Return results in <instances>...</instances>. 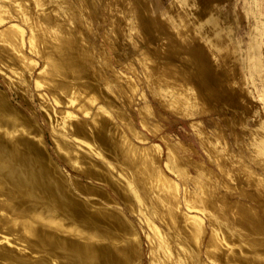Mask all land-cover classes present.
<instances>
[{
	"label": "bare ground",
	"instance_id": "obj_1",
	"mask_svg": "<svg viewBox=\"0 0 264 264\" xmlns=\"http://www.w3.org/2000/svg\"><path fill=\"white\" fill-rule=\"evenodd\" d=\"M57 1L58 0H55L53 5H51V3L48 5H51V8H56L54 10H57ZM179 1L182 2V4L187 3L188 5L187 7L183 8L182 11L176 13V15L171 12L173 14L171 18L172 24L174 23L173 26L176 27L179 32L186 35L185 37L193 38L194 36H196V38H199V40H202L206 44L212 55L215 57L216 65L220 68L218 72H220L223 78V83H219V85L227 83L230 75H233V79H235V77H238L239 81V76H243L246 80L247 78L248 80L250 79V82L254 84V89H256L257 83H255V76L260 75L262 87L261 91H264V74H262V72H264V62H262L260 58L261 50H259L260 42L257 40L258 38L254 36L248 39L249 41L246 40L247 45L244 49V54L242 55V57H239V54L236 51V47L233 45V42L229 37L230 35L228 36L229 32L227 30H229V27L228 29H226L227 24L225 25V23L228 22L224 21V23L221 18L218 17L215 9L213 8V5L210 3L212 1ZM36 4L44 5L43 3H40L39 0H37ZM63 4H65V2ZM69 7L71 8V6ZM140 7L141 6L139 5L138 8ZM58 8L60 9V7ZM73 9H70L68 11L64 9L66 12H62L65 13L63 17L66 15L65 18H63L65 22L61 21L62 23L64 22L65 26H69V24L72 25L75 20L74 16L78 15L77 12H75ZM2 10H5L4 7L2 8ZM17 10L21 19H24L25 22H27L26 20H28L29 32L26 36L27 38H25V30H23V27L18 23L11 22L3 26L2 28H0V53L14 59L16 63L19 62V64L21 63L25 66L27 63L31 62L29 57H27L26 53H23L22 50V47H24L25 43H27L28 48L31 51L39 54L40 57L43 58V65L38 69V72L34 77L35 86L39 84H46L53 98L57 102L56 104H59V106H68L67 104H69V102L76 103L78 102L77 100L79 98L87 100L84 97L89 93L90 95L93 93L98 98H100L101 104L97 105L94 112H90V108L87 107L89 104H78L77 109H80L79 111H82V113H86L85 115H89L90 117L89 119H80V117H78V115L72 110L61 108L54 110L48 104L49 101L46 102L48 99L46 101L43 100L42 103V107H44L43 110H45L44 113L48 118V126L51 128L49 133L51 132L50 136L53 141L52 151L68 167L89 177L90 182L86 183L76 177L68 175V173L64 171L62 166H60L52 158L51 152L49 151L44 138L42 126L39 123L33 121L30 116H28L22 109L18 107V105H13L7 94L5 93V89L0 87V264H141L139 234L134 227L135 225H133L132 221L122 211L123 206L121 204L124 203L126 208L130 212H134V214L140 213L141 207H138L136 202L134 201L135 196L138 199L142 200L141 204H145V207L148 210V214H152L149 212L154 211L155 213H153L156 215L160 213H162L163 215L166 214V216H168L167 218H170L175 222L178 221V223H180L181 225L180 228H182L187 234L186 236H188L191 241L194 240V243H196L197 247H199L201 239L203 237H201V235L206 229L202 221L203 216L201 217L199 215V212L202 211V209H206L205 206H202L203 208L200 207L202 202L205 201V198L202 195L199 196L197 193H191L186 188L187 186H183L185 187L183 198L186 204L185 206L188 208V210L184 211L182 210L184 207H179L180 204L178 200V188L180 186L178 187V183L174 178L169 177V175L165 173L163 166H161L159 163V158L162 153L161 145L158 142H148V144H143L147 140L144 133L134 127L133 123L131 122V118L129 119L127 115L128 113L126 114L121 104L117 102L112 95H110L109 93L107 94L106 91H104L103 86L109 85V81L108 79H106L107 77H104L106 70L103 68L104 66L100 67L94 65V57L91 58L92 55L90 57L89 47L84 46L86 40H83V45H73L72 42L74 26L72 28H69L70 31H63L62 33L58 32L57 17L52 16L49 11L41 10L42 13H39L40 15L36 14L37 16L35 15L36 17H33L29 15L30 13L28 14V11L24 9V6H20ZM118 10L120 9L118 8ZM53 12L55 13L56 11ZM133 12L134 11H132V13ZM138 12L140 11L138 10ZM142 12L144 11L142 10ZM60 13L61 12L59 11V14ZM120 13H122V11ZM13 15L15 14L11 13V15H9V18H11L10 16ZM122 16L123 17H121V15L119 14L117 17H115L116 22L119 26H121V24H124L125 18H128L127 13L126 16H124L122 13ZM138 17L140 18V21L143 20L144 24L146 22V25L143 26L145 32L152 30V26H150L149 24V22L151 21L147 23V18H145L143 14H140ZM224 18L225 17H222V19ZM227 18L229 19V17ZM4 19L5 18L0 17V22H4ZM114 25L116 26V23ZM118 25L114 28V30L115 32L118 31L116 34L117 37H120ZM58 26L61 27V25ZM76 26L77 25L75 23V27ZM123 26H125V24ZM78 30L79 29L77 28V31ZM251 30H253L252 27ZM260 32L262 38H264V28H261ZM77 37H79V34ZM82 39L83 38H81L80 40ZM118 41L119 40H117V43ZM3 44L11 45L16 50L17 54L10 55L6 48H4ZM111 45L113 47L114 44ZM196 46H198V44ZM199 47L201 46L199 45ZM190 48H192V46ZM197 49L200 50V48ZM199 50H195V56H193L196 63L202 58L203 55L202 52V55L199 54ZM145 52L149 53V51H144V53ZM106 54L103 53L102 55L105 60L107 58ZM118 56L119 54H116L115 56L117 61H119ZM204 56L205 54L203 55V57ZM32 60L35 59L32 58ZM203 60L205 59L203 58ZM33 62L36 64L35 61ZM132 62L133 61L131 59L130 62L121 63V66L128 67L131 70L133 66ZM195 62L193 64V67H195V77H185L184 79L187 81L188 79H190L195 83L194 89L196 92L193 90L194 93H190L189 91L185 90L186 87H184V89H180L181 87H178L179 89L176 90V94L178 95V98L180 97V101L189 102L192 98L196 99L194 97H197L198 101L199 99L205 100L202 97H205L203 96L204 93L206 95L208 93L204 91L209 89V93L210 91L213 93V95L211 96H214V99L220 98L221 100H223L224 104L228 106L230 105L232 106V108L233 106H238V104L240 103L238 102L240 100L238 98L239 96H237L238 94L236 92H233L234 90L228 91L227 88L224 87H222V89H225L223 92H221L222 90L215 87V92L214 89H212L213 81L211 80V78L208 79L207 77H202V73L198 71V68L201 67H198L197 65L204 64V61H202L201 59L202 64L197 65H195ZM33 64L32 66L34 67ZM107 64L108 62L106 63V65ZM204 65L202 67H204L205 69ZM11 66L13 70L17 71L18 73L20 67L17 65ZM32 66L30 68H27L31 69L32 71ZM109 66L105 68L108 69ZM148 66L150 67V65ZM163 66L167 65L164 64ZM207 66L209 68L208 62ZM177 67L181 74L185 72L184 68H180L179 65ZM134 69L135 67L132 69L134 71V74L138 76V73ZM109 70L113 76V79L116 80L118 84H120L122 90H136L137 86L132 76L126 73H122L119 70L114 69L113 67H109ZM168 72L169 71H167V73ZM98 74H101L104 78V83L101 82V85L96 83L95 81V78L96 76H98ZM162 74L161 76L159 74L158 75L163 78L164 76H162ZM149 75H151V73H149ZM164 80L162 81L164 82ZM184 85H186V83ZM191 88H193L192 85ZM60 93H65L66 96L63 97H68V99L65 98L67 102H65V100H63L64 102L61 100ZM80 93H85V96L81 95L84 97H79L78 94L80 95ZM95 95L93 97H95ZM192 95H194V97H192ZM91 98L92 97H90V100L92 101ZM262 99H264V95H262ZM90 100H87V102H89ZM178 100L179 99H177V101ZM172 101H174V99ZM170 105H172V103ZM243 105L244 104L242 103V106ZM174 107L178 108L181 106L179 104L178 106ZM148 108V106L144 107L145 110ZM179 110L176 111H178L182 116L195 113L191 110H183V108L181 109V111ZM145 112L146 111H144V113ZM260 114L261 116L264 115L262 113ZM115 116L119 118L121 122H123L126 129L122 128L114 120ZM257 119L256 121L258 122ZM258 123L259 125L257 127L255 126L256 128L251 129L250 131L251 142L253 141V145L257 147L258 150L264 152V117H262ZM141 124L144 127L147 126V123H145L144 119L141 120ZM152 126L154 127V125ZM126 130H128V132L141 144H137L136 142H134V140ZM199 130L200 129H198V132L203 131ZM160 137L162 138L161 140H163L162 142H164L165 144V160L163 161V165L177 175L181 174V176H183V173L186 170H184L185 164L180 161V159L182 158L176 156V150L174 151L175 148L173 149L171 143H169L164 137ZM189 143L191 142L189 141ZM205 145L207 146V143H205ZM187 147L188 146H186L185 148ZM192 149L194 150L193 146ZM91 152L99 156L101 159H95ZM257 153L259 157L262 155H260L259 152ZM259 157L257 158V160L259 159ZM261 157H264V155H262ZM261 159L262 158H260L259 160ZM220 162L222 161L220 160ZM196 163L198 164L197 161ZM261 163L264 162L261 161ZM114 165H116L120 169V176L116 173V171L113 172ZM200 165H198V169ZM242 165L243 164H241V166ZM260 166H264V164H260ZM109 167H112V170ZM124 170H126V174H124L125 172H121ZM254 175L256 176V179H262L261 177H258L259 175ZM95 182L99 184H95ZM222 184L224 185V183ZM153 185H156L157 190L160 191V193L157 194L156 198L158 199V201L162 202L165 207H167V210L164 213V210H161L158 207H153L152 203L154 204V202H150V195L149 198L147 194L145 195L147 190H151ZM141 188L144 189V194L139 192ZM156 192L154 193L156 194ZM117 197L121 202L117 199ZM154 197L155 196L153 194L152 199H154ZM193 201L196 203H194ZM222 205V208H228L230 204L226 201H222ZM155 208H157V210H155ZM227 208L225 209L227 210ZM205 212L206 211H204V213ZM141 213L143 212L141 211ZM211 215L213 216V214ZM236 215L234 216L235 218ZM240 215V218H237L239 220L238 224L236 225L238 229H236L235 226L231 225L232 223L230 224L228 221H226L225 218H227V216L221 215L223 221L222 225H219V227L222 226L224 230L219 229L220 231L216 230L218 227H216L214 224V218H216L217 220L219 217L217 218L214 215V218L211 217L208 219V221H210L213 226L210 223V225L212 226V230H210L209 237L205 242L204 252L211 254L210 249H218V246L215 245V242L220 241V244L222 242L225 246V251L220 255H213L214 253H212L213 258L217 260L216 262H221L222 264H264V238H259V235L261 233L258 235V237H256L253 233L256 231L264 233V226H262L264 224H261V222L259 221L260 219L257 217L256 211L250 209V207L248 206H241ZM218 216H220V214ZM144 219L146 220V224H148L149 218L145 215ZM151 222L149 224L151 227L150 229L157 234H160L161 232L159 230V227L157 228L158 225L155 226V222H152V224ZM175 222H173L172 224L175 225ZM176 229L178 230V228ZM165 234L166 233L164 232V235ZM174 235L172 234V236ZM177 237H179L178 234ZM158 238L160 239L159 242H161L159 243V246H161L160 251H169L170 246L167 241L170 240H166L162 236V233L160 236L158 235ZM170 242L172 243V241ZM173 246L172 249L174 248ZM184 247L186 248V245ZM237 247H239L238 250L235 249ZM175 251H177V249H175ZM182 251L183 249L181 250V252ZM211 251L214 252V250ZM188 252L189 256L191 257L190 259L195 257L194 253L191 252V249H189ZM156 253L153 255H156ZM177 253L179 252L177 251ZM182 253L185 254L184 251ZM209 254L206 255L210 256ZM181 256L179 257H184ZM189 256L185 255V258H189ZM162 259L163 257L160 258V260ZM210 260H212V257ZM171 263H173V261ZM173 264H182V262L176 260ZM194 264H199L198 260H196V263Z\"/></svg>",
	"mask_w": 264,
	"mask_h": 264
},
{
	"label": "rangeland",
	"instance_id": "obj_2",
	"mask_svg": "<svg viewBox=\"0 0 264 264\" xmlns=\"http://www.w3.org/2000/svg\"><path fill=\"white\" fill-rule=\"evenodd\" d=\"M39 1H40V3H43L45 5V7L42 4L37 5L36 4L37 0H19V1L18 0L17 1L16 0H0V7H2V8L4 7V9H5V10H2V8H0V10H1L0 11V14H1L0 17H3L6 19V20L4 19V22L3 21L0 22V28H2L3 26H5L11 22H16L20 26L23 27V30H25L24 31L25 38H27L26 36L28 35V32H29L28 20H26L27 22H25V20L21 19L20 15L18 14L17 9H19L20 6L21 7L24 6V9H26V11H28V14L30 13L29 15H31L33 17L40 15L43 10L49 11L52 16L57 17V31L60 33H62L63 31H70L69 28H72L74 26L73 27L74 33H73L72 44L75 46L83 45V40H86L84 46L89 47L90 57H91V55H92L91 58L94 57V61H93L94 65L100 66V67L104 66L103 68L106 70L104 77L105 78L107 77L106 79H108L109 85L103 86L104 91H106L107 94L109 93L110 95H112L114 97V99L121 104V106L123 107L126 114L128 113L127 115L129 117V119L131 118L132 121L131 120L130 121L133 123L134 127L136 129H139V131L141 130V132L144 133L147 140L143 144H148V142L149 143L150 142H158L161 145V152L162 153H161V156L159 158L160 159L159 163L161 166H163L165 173L167 175H169V177L174 178L178 183V187L180 186L178 188L179 189L178 192L180 193V195L178 193V200H179V204H180L179 207L180 208H181V206H182V208L184 207L182 209L184 211L188 210V208L185 206L186 204H185L184 198H183L184 188L186 186H187L186 188L191 193H193V192L197 193L199 196L202 195L205 198V201L202 202L200 207L205 206V208L207 210L202 209V211L199 212V215L201 217L203 216L202 221H203V224H204L206 229L203 231V233L201 235V237L202 236L203 237L201 239L199 247H197L196 243H194V240L191 241V239L188 236H186L187 234L185 233V231L182 228H180L181 225H180V223H178V221L175 222L174 220L167 218L168 216H166V214L163 215L162 213L157 214L158 215L157 216L156 214H154L155 213L154 211H153L154 213L149 212L152 214H148V210L146 209L145 204H141L142 200L138 199L136 196L134 197V201L136 202L138 207H141V211L143 212V213H141V211H140L141 214L140 213L134 214V212H130L126 208L124 203H121L123 206L122 211L132 221L133 225H135L134 227L136 228V230L139 234L140 249H141V264H152V263L153 264H157V263L158 264H164V263L173 264L176 260L181 261L182 264H187L188 261L190 264H192V263L194 264V263H196V260H198L199 264H203V263L204 264H222L221 262H216L217 260H215V258H213V256H212V253H214L213 255H220L221 253H224L225 246L223 245L222 242H221V244H220V241L215 242V245L218 246V247L216 246L218 249L211 248L210 249L211 254L204 252L205 242L208 239L210 230H212L211 227L213 226L212 223L210 221H208L209 218H211V217L214 218L215 216L217 218L219 217L217 220H216V218H214L215 219L214 224L216 227H218L216 230H219V229L224 230V228L222 226L219 227V225H222V221H223L221 215L227 216V218H225L226 221H228L230 224L232 223L231 225L236 227V225L239 222V220H238L240 218L239 216H241L240 215L241 214V206H248V207H250V209L256 211L257 217L260 219L259 221L261 222V224H264V194H262L264 192H261V191H264V166H260V164H264V163H261V161L264 162V160H262V159H264V157H261L262 155H264V152H262L261 150H258V148L253 145V141L251 142V134H250L251 129L256 128L259 125V123H258L259 120L262 117H264V115L261 116V114H260V113L264 114V99H262V95H264V91H261L262 87H261L260 75L255 76V83H257L256 89H254V86H253L254 84L250 82V79L248 80V78H247V80H246L245 77H243V76H239L240 77V81H239L238 77H235V79H233V75H230V76L228 75L229 78H228L227 83L219 85V83H223L222 82L223 78H222L220 72H218V70H220V68L216 65L215 57L212 55V53L210 52V50L208 49L206 44L202 40H199V38H196V36H194L193 38L185 37L186 35L179 32L177 30V28L173 26L174 23L172 24L171 18L173 16V14L176 15V13L182 11L183 8L187 7V5H188L187 3L182 4V2H180L179 0H114V1L109 0V2H108V0H64V1L58 0L57 1V4H58L57 10L59 9L58 7H60L58 12H57V10H54L56 8H54V7L51 8L52 7L51 5H53L55 0H52V1L51 0H43V1L39 0ZM84 1H86V2H84ZM116 1H117V3H116ZM209 1H212L210 3L213 5V8L215 9L218 17L221 18V20L223 22L224 21L228 22V23L224 22L225 25L227 24L226 29H228V27H229V30H227L229 32L228 36L230 35L229 37H230L231 41L233 42V45L236 47V51L239 54V57H242V55L244 54V49L246 48L247 41H249L248 39L256 36L258 38L257 40L260 42V46H259V50H261L260 58H261L262 62H264V38H262V36L260 34L261 33L260 29L264 28V0H209ZM64 2H65V4H63ZM50 3H51V5H48ZM60 3L62 6L60 5ZM22 4H23V6H22ZM114 4H115V6H114ZM117 5L118 6L120 5V6L118 7ZM139 5L141 6L140 7L141 9L138 8ZM69 6H71V8ZM113 7L114 8L116 7V8L114 9ZM48 8L49 9L51 8V9L49 10ZM69 8L71 10L74 8L73 10L75 12H77V14L79 16L78 15L74 16L75 17L74 19L76 21L74 20L72 25L69 24V26L68 25L65 26L64 25L65 21L63 18H65L66 15L63 17V15L65 13H62V12H66V11L70 10ZM118 8L120 10H118ZM82 9H83V11H82ZM137 9L140 12H138ZM174 9H175V11H174ZM142 10L144 12H142ZM53 11H56V12L54 13ZM59 11L61 12L60 14H59ZM121 11H122L124 16H126V13L128 16V18L127 19L125 18V21H124L125 26H123L124 24H121V26H119L116 22V19H115V17H117L119 14L121 15V17H123L122 13H120ZM132 11H134V12L132 13ZM114 12H115V14H114ZM11 13L15 14V15L10 16L11 18H9V15H11ZM137 14H138V16L140 14H143L145 16V18H147L146 19L147 23L149 21H151V22H149V24H150V26H152L151 27L152 30L145 32L143 26L146 25V22L144 21L145 24L143 23V20H141L142 21L141 22L140 18L137 16ZM222 17H225V18L222 19ZM227 17H229V19ZM225 19H227V20H225ZM247 19H248V21H247ZM61 21H64V22L62 23ZM75 23L77 25L76 27H75ZM115 23H116V26L117 25L119 26L118 30H119V36L120 37H117L116 33L118 31L115 32V30H114V28L116 27L114 25ZM112 24H113V26H112ZM257 24H259V25H257ZM58 25H61V27ZM86 25H89V26H86ZM133 25H135V26H133ZM122 26L124 29L122 28ZM251 27L254 30V32H253V30H251ZM77 28L79 29L78 31H77ZM252 32H253V35H252ZM75 33H76V36H75ZM78 34H79V37H77ZM182 35H184V36H182ZM81 38H83V39L80 40ZM192 39H194V40H192ZM117 40H119L120 42L118 41V43H117ZM111 44H114L113 47ZM197 44H198V46H196ZM5 45L6 44H3L4 48H6V50L9 52L10 55L11 54H13V55L17 54L16 50L11 45H6V46ZM199 45L201 47H199ZM191 46H192V48H190ZM188 48H189V50H188ZM197 48H200V50ZM201 48L204 50H202ZM191 49H193V50H191ZM22 50H23V53H26L27 57H29V59L31 60V62H29L31 66L34 63L33 61L36 62V64L35 63L33 64L34 67L32 66L33 67L32 71H31V69H29L31 67L29 65V63H27L25 65L26 66L25 67L21 63L19 64V62L16 63L14 59L8 57L7 55L0 53V87L5 89L4 91L7 94L8 98L10 99V101L12 102L13 105H15V106L18 105V107L20 109H22L28 116H30L33 121H35L36 123H39L42 126L44 138H45L47 147H48L49 151L51 152L52 158L60 166H62L64 171H66L68 173V175L76 177V178L82 180L83 182L89 183L90 182L89 177H87L86 175L68 167L52 151L53 141H52L51 136H50L51 132L49 133L51 128L48 126V124H49L47 121L48 118H47V115L44 113L45 110H43L44 107H42V103H43V100L46 101L48 99L46 102L49 101L48 104L54 110L55 109L57 110L60 108L72 110L73 112H75L78 115V117H80V119H84V118L89 119L90 118L89 115H85L86 113H82V111H79L80 109H77V105L82 104V103H86V105L89 104L87 107L90 108V112L91 111L94 112L97 105L101 104V99L98 98L93 93L91 95L89 93L87 96H85V93L84 94L80 93V95L78 94L79 97L85 96L84 98L87 100H90V97H92L91 98L92 101L90 100L89 102H87V100H83L82 98L81 99L79 98L77 100L78 102H76V103L75 102L74 103L69 102V104H67L68 106H59V104H56L57 102L53 98V96L50 93V90L46 84H42V85L39 84V85L35 86V81H34L35 78L34 77L36 76L38 69L43 65V58H41L39 54L31 51L28 48L27 43H25L24 47H22ZM195 50H199L200 53L199 52L198 53L200 55L205 54L204 57L202 55L201 59H202V61H204L203 63L206 65L202 64L201 59L198 60L197 63L194 61L193 56H195L194 55L196 52ZM144 51H149L150 54L152 53L151 56L148 52L144 53ZM201 52H202V54H201ZM103 53H105V54L107 53L106 54L107 55L106 60L102 56ZM116 54H119V56H118L119 61H117L115 58ZM108 57H109V59H108ZM197 57H201V56H197ZM32 58L35 60H32ZM203 58L205 60H203ZM131 59L133 61L132 62L133 63L132 69L135 67L134 70L138 73V76L140 78L136 74H134V71L132 69L130 70V68H128V67L121 66L122 65L121 63L130 62ZM205 61H206V63H205ZM107 62H108V64L106 65ZM165 62H167V63H165ZM194 62L196 63L195 65L202 64V65H197L198 67L199 66L201 67V68H198L199 69L198 71L200 73H202L201 74L202 77H204V78L207 77L208 79L211 78V80L213 81V85H212L213 88L212 89H214L216 87L217 89L222 90L221 92H223L225 90V89H222V87L227 88L228 91L234 90L233 92H236L238 94L237 96H239L238 98L240 100L238 102H240L239 104L241 106L238 104V106H235V107L233 106V108H232V106H230V105L228 106V105L224 104L223 100H221L220 98L214 99V96H211V95H213V93L210 91V93H211L210 94L209 89L204 91V92H207L208 94L206 95L204 93V95H203L207 98V100L205 97H202L206 101L200 100V99L198 101L197 97H194V95H192V97H194L196 99L192 98L193 101L191 99L189 102H185V101L181 102L180 97L178 98V95L176 94L177 89H179L180 87H181L180 89H184V87H186L185 90L189 91L190 93H192V92L194 93V91H195V89H194L195 83L192 82L190 79H188V81L184 79L185 77L186 78H189L192 76L195 77V74H194V68L195 67H193ZM198 62H200V63H198ZM207 62L209 64V68L207 66ZM146 63H147V65H146ZM164 64H166L167 66H163ZM11 65H15V66L17 65L20 67L18 73H17V71L13 70ZM148 65H150V67H152V68H150ZM178 65L180 66V68L185 69V72L183 74L180 73V71L177 67ZM203 65L205 66V69H204V67H202ZM107 66L113 67L114 69H117L122 73H126V74L132 76L135 83H136V86H137L136 90H128V91L126 90L127 92L122 90L120 84H118L117 81L113 79V76L109 70V67H108V69L105 68ZM27 67H29V68H27ZM105 70H103V71H105ZM161 71L163 72V74ZM167 71H169V72L167 73ZM260 71H262V70H260ZM149 73H151V75H149ZM96 74H97V72H96ZM158 74L160 76L162 74V76H164V77L161 78ZM262 74H264V72H262ZM17 75H19V76H17ZM151 77H152V79H151ZM156 77H158V78H156ZM154 78H155V80H154ZM162 80H164V82ZM95 81H96V83L101 85V82L104 83V78L101 74H98V76H96V78H95ZM160 82H162V83H160ZM248 82H249V84H248ZM175 83L176 84L178 83L177 88H176ZM185 83H186V85H184ZM174 84H175V87H174ZM191 85L193 88H191ZM215 89H214V91L216 92ZM227 90H226V92H227ZM60 94H61V97H60L61 100L62 101L65 100V102H67V100L65 98L68 99V97H63V96H66L65 93H60ZM141 94H142V96H141ZM81 95H84V96H81ZM94 95H95V97H93ZM88 96H90V97H88ZM195 96H196V94H195ZM173 99H174V101H172ZM177 99H179V100L177 101ZM211 100H213V101H211ZM82 101H86V102H82ZM177 102L180 104L181 107H178V108L174 107V106L179 105ZM171 103H172V105L173 104H175V105L172 106V105H170ZM242 103L244 104L243 106H242ZM29 105H31V106H29ZM146 106H148L150 109L148 108L145 110L144 107H146ZM229 107H231V108H229ZM179 108H180V110H179ZM182 108H183V110H191V111H194L195 113L194 114H188L186 116L185 115L182 116L178 111H176V110L181 111ZM260 108H261V110H260ZM144 111H146L147 113L145 112L146 113L145 114ZM141 112H142V114H141ZM30 114H32V115H30ZM143 114H144V116H143ZM233 116H234V118H233ZM142 119H144L145 123H147L146 127H144L141 124ZM256 119L258 120V122L256 121ZM114 120L122 128L126 129L123 122H121L119 118H117L115 116ZM155 122H157V123H155ZM152 125H154L155 128ZM194 128L195 129L197 128V129L195 130ZM201 128H203V129H201ZM198 129H200L199 131H202V130L203 131L198 132ZM126 131L128 132V130H126ZM128 134L131 136V138L134 140V142H136L137 144H141L129 132H128ZM160 136L164 137L169 143H171L173 149L175 148L174 151L176 150L175 151L176 156L182 158V159H180V158L179 159L181 162H183L185 164L184 170H186L188 173L186 171H184L183 176H181V174L177 175L176 173H174L173 171H170L168 168H166L163 165L164 164L163 161L165 160V154H164L165 144H164V142H162L163 140H161L162 138ZM235 136H237V137H235ZM199 138H201V139H199ZM205 139H206V141H205ZM202 140L205 143H207V146L205 145V143ZM189 141L191 143H189ZM182 144H183V146H182ZM186 146H188V147L185 148ZM192 146H193L194 150H196V151H194L192 149ZM254 150H257V151H254ZM212 151H213V153H212ZM257 152H259V154L260 155L262 154V155L259 157ZM92 154H93L95 159H98V160L101 159L99 156L95 155L94 153H92ZM252 154L253 155L255 154L257 157L255 155L253 156ZM254 157H255V159H254ZM258 157H259V159L260 158H262V159L257 160ZM220 160L222 162H220ZM223 160H224V162H223ZM196 161L198 162V164L196 163ZM256 162H258V163H256ZM241 164H243V165L241 166ZM198 165H200L199 169H198ZM201 168H202V170H201ZM110 169L112 170V167ZM113 169H114L113 172L116 171V173L119 174V176H120V173H119L120 169L116 165H114ZM203 170H204V172H203ZM125 171L126 170L121 171V172L124 173ZM126 173L127 172H125L124 174H126ZM254 174H256L257 176L259 175L258 177H261L262 179L261 178H260L261 180L256 179V176ZM186 175H187V177H186ZM186 180H187V182H186ZM259 181H260V184H259ZM211 183H213V184H211ZM222 183H224V185ZM95 184H99V183L95 182ZM183 186H185V187H183ZM213 186H214V188H213ZM129 188H130V186H129ZM155 188H156V185H153L151 190H147L145 195L147 194L148 198L150 195L149 200L151 199L150 202H154V204L152 203L153 207H158L161 210H164L163 211V213H164V212H166L167 207H165V205L162 202L158 201V199L156 198L157 194H159L160 191L157 190V188L155 190ZM193 189H194V191H193ZM153 191L154 192L157 191L156 194ZM139 192L144 194V189L141 188L139 190ZM153 194L155 196L154 199H152ZM219 194H221V195H219ZM136 198H137V200H136ZM117 199L119 200L118 197H117ZM139 200H140V202H139ZM222 201H226L227 203L230 204L228 206L229 209L227 207H225V208H227V210L225 208H222V206H223ZM155 203L156 204L158 203L157 204L158 206ZM194 203H196V202H194ZM235 203H236V205H235ZM235 207H237V208H235ZM155 210H157V208H155ZM204 211H206V212L204 213ZM211 214H213V216ZM219 214H220V216H218ZM145 215L150 219V221L148 219V222H149L148 224H146V220L144 219ZM235 215H236V218L234 217ZM164 218H165V221H164ZM151 221L153 223L155 222L154 223L155 226L158 225L157 228L159 227V230L162 233V236L166 240L172 241V243L170 241H167L169 243V246H170L169 251H166V252L160 251L161 246H159L160 245L159 243H161V242H159L160 237L158 238V235L160 236L161 233L157 234L156 232H154L153 230L150 229L151 227L149 224ZM152 222H151V224H152ZM173 222H175V225L172 224ZM210 223L212 226L210 225ZM170 224H171V227H170ZM148 225H149V227H148ZM262 226H264V225H262ZM175 227L178 228V230ZM236 229H238V227H236ZM252 230H255V229H252ZM171 231H172V233H171ZM164 232L166 233L165 234L166 236L164 235ZM155 233L157 236L155 235ZM174 233H175V235H174ZM253 233L256 237H258V235L261 233L262 235L260 234L259 238L260 239L264 238V233H262V232L256 231ZM172 234L174 236H172ZM177 234L179 235V237H177ZM150 235H151V238H150ZM168 235L169 236L171 235V236L169 237ZM149 240L151 241V243ZM186 243H188L190 246ZM170 244H172V245H170ZM185 245H186V248L184 247ZM236 245H235V247H236ZM172 246L174 247L173 249H172ZM181 248L183 249L185 254L182 253L183 251L181 252V250H182ZM175 249H177V251L180 254L177 253V251H175ZM189 249H191V252L194 253V255H195V257H193L192 259H190L191 257L189 256V252H188ZM198 249H199V251H198ZM235 249L238 250L239 247H237ZM211 250H214V252ZM197 251H198V253H197ZM161 252H163V253H161ZM155 253H156V255H153ZM196 253L199 257L196 255ZM205 253L209 254L210 256H207ZM151 254H152V256H151ZM173 255H174V257H173ZM185 255L189 256V258L188 257L185 258ZM179 256H181V257L184 256V257L180 258ZM159 257L160 258L163 257V259L160 260ZM211 257H212V260H210ZM189 259L191 261L192 260L193 261L191 262ZM163 260L166 262H164ZM172 261H173V263H171Z\"/></svg>",
	"mask_w": 264,
	"mask_h": 264
}]
</instances>
